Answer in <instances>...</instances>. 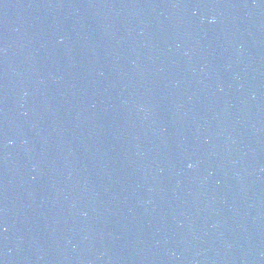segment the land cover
Returning a JSON list of instances; mask_svg holds the SVG:
<instances>
[{"label": "water", "instance_id": "1", "mask_svg": "<svg viewBox=\"0 0 264 264\" xmlns=\"http://www.w3.org/2000/svg\"><path fill=\"white\" fill-rule=\"evenodd\" d=\"M0 264H264V0H0Z\"/></svg>", "mask_w": 264, "mask_h": 264}, {"label": "clouds", "instance_id": "2", "mask_svg": "<svg viewBox=\"0 0 264 264\" xmlns=\"http://www.w3.org/2000/svg\"><path fill=\"white\" fill-rule=\"evenodd\" d=\"M189 167H192V165H189Z\"/></svg>", "mask_w": 264, "mask_h": 264}]
</instances>
